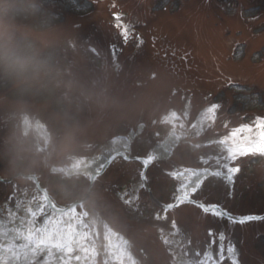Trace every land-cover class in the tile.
<instances>
[{
  "label": "rangeland",
  "instance_id": "1",
  "mask_svg": "<svg viewBox=\"0 0 264 264\" xmlns=\"http://www.w3.org/2000/svg\"><path fill=\"white\" fill-rule=\"evenodd\" d=\"M19 2L30 22L47 30L35 35V43L59 76L49 91L26 105L0 80V178L7 180H0V221L18 233L38 229L44 220L60 221L62 230L80 226L76 232L86 235L62 257L67 264H185L186 258L232 264L229 246L239 264H264L263 218L219 219L195 203L216 204L236 218L264 214V152L229 163L240 165L231 180L216 175L229 174L223 141L239 147L245 135L233 140L234 130L242 125L255 130L258 118L264 120V0ZM173 112L177 117L168 122ZM24 116L44 124L45 139L34 128L23 132ZM61 118L76 126L71 151L57 144ZM140 123L144 127L130 157H152L170 133L181 139L170 157L153 160L146 184L143 164L121 157L91 189L88 175L67 173L98 156L117 136L138 130ZM13 136L36 162L26 175L37 176L58 207L79 202L74 212L54 214L32 178H14L7 152ZM190 168L212 174L189 195L194 201L164 210L156 199L174 203L185 183L177 175ZM60 192L71 195L61 198ZM111 234L123 243L129 239L123 259L109 252ZM54 255L37 256L32 264L55 260Z\"/></svg>",
  "mask_w": 264,
  "mask_h": 264
},
{
  "label": "clouds",
  "instance_id": "2",
  "mask_svg": "<svg viewBox=\"0 0 264 264\" xmlns=\"http://www.w3.org/2000/svg\"><path fill=\"white\" fill-rule=\"evenodd\" d=\"M46 29L37 27L24 14L19 0H0V80L6 81L15 91L21 104L49 91L58 79L56 65L42 55L35 43V35ZM76 126L68 118L60 119L58 147L71 151L75 146ZM8 164L14 178L26 179V174L35 165L30 149L13 136L8 144ZM61 198L71 195L60 192Z\"/></svg>",
  "mask_w": 264,
  "mask_h": 264
},
{
  "label": "bare ground",
  "instance_id": "3",
  "mask_svg": "<svg viewBox=\"0 0 264 264\" xmlns=\"http://www.w3.org/2000/svg\"><path fill=\"white\" fill-rule=\"evenodd\" d=\"M175 118V115H172V120ZM143 128V124L141 123L139 126V129L141 130ZM260 131H262V128L259 127L258 129L252 130L250 133L249 132H243L241 134H244L245 136L252 135L251 139L257 140L258 142L259 138L261 137ZM138 133L135 130H131L127 136L125 137H120L118 136L117 138L113 139V142L111 146H105L104 150L102 153H100L98 156L92 157V158H87L86 160L81 161V163L74 165L72 168L69 169L68 173L69 174H79V173H85L88 176H90L93 173H98L100 171V168L104 166L106 163L105 160L108 159V157L113 153V152H118V151H125L126 153L129 152L128 149H130L131 144L134 138H136V135ZM177 135L174 133H171L166 139H164L163 142L157 145V147H154V151L152 152L153 159L155 158H165L170 155H172V151L175 146H177L180 143V138L176 137ZM240 144V143H239ZM151 162L153 161L152 159L150 160ZM211 173L207 170H192L188 173H184L181 175V178L185 180V183L179 187V193L181 194H190L193 192L194 189H198L200 184L203 182V180L207 177H209ZM229 174H221V177L227 178ZM233 178V173L231 174ZM228 179V178H227ZM229 180V179H228ZM56 213V212H55ZM46 221L45 220L42 223V226H45ZM31 223V221H30ZM32 224V223H31ZM10 225H5L3 222L0 221V239L3 240V247H0V261L4 264H32L38 257L37 256H46L48 255L46 252L41 253L35 257L28 255L25 256L23 253L20 254L19 259L15 258L13 256V253L11 250L8 249V247L15 248V244L17 243H27V241L23 240L18 236V232L15 230L12 231L11 228H9ZM25 228V227H24ZM69 228L68 225H66L63 230H67ZM22 229V228H20ZM80 229V226L77 227V230ZM29 230H24V235L26 236L28 234ZM111 241L113 240L112 237L110 239ZM175 240V238H173ZM124 239H122V242L119 241L118 243L121 245L123 244ZM114 244V243H113ZM120 245H117L118 247L116 248V244L112 246L113 253L117 255V260H119L120 256H122V252L124 251V247H121ZM182 245L181 241L179 240V247ZM7 246V248L5 247ZM5 247V248H4ZM19 251V250H18ZM179 250L176 249L175 252H178ZM54 256H56L54 259L50 262H45L44 264H50L51 262H56V264H67L69 262H64L61 260L62 257H67L68 254H61L53 251ZM52 254V255H53ZM10 259V260H9ZM199 261L198 263H200ZM194 260H190L186 258L185 264H198ZM205 263H207V259L205 260Z\"/></svg>",
  "mask_w": 264,
  "mask_h": 264
},
{
  "label": "snow or ice",
  "instance_id": "4",
  "mask_svg": "<svg viewBox=\"0 0 264 264\" xmlns=\"http://www.w3.org/2000/svg\"><path fill=\"white\" fill-rule=\"evenodd\" d=\"M121 36L123 39H127L128 32L126 29L121 31ZM258 121L259 122L257 124V127L264 128V120H260V118H258ZM245 131L250 133L252 129L248 125H242L240 128L234 130V132L232 133L233 140L239 139L240 134ZM223 145L227 148L228 153L227 156L224 157L226 161L225 168L229 173L227 178L231 180V174L238 172L240 170V165L233 168L229 167V163L236 161L237 157H245L248 155H255L264 152V131L261 132V142L259 143L251 139L250 136H245L243 140L240 141L239 147H228L225 140L223 141ZM216 175L218 177L221 176V172L217 171ZM197 190L198 189H194L193 193ZM199 207L204 213H212L215 215L221 214L216 207H209L203 204L199 205ZM32 215H35V213L33 212ZM253 219H256V217L246 216L242 218L241 223L244 220ZM60 223L61 222L57 220L46 221L45 226L43 227H40L38 229H29L26 236L23 232H19L18 236L27 241V243L22 244L19 251L12 249L11 251L13 253V256L19 259L21 253H23L25 256L31 255L35 257L45 252L49 256H51L53 254V251L70 255L73 252L74 244H78L76 238L80 237L82 240L83 236H85L86 234L77 233L71 226L67 230H62L60 227ZM220 238L223 239V236H221ZM84 251L87 252L88 249H84ZM228 253L230 258L233 259V264H236L235 249L229 246ZM76 259L79 260L80 257H76Z\"/></svg>",
  "mask_w": 264,
  "mask_h": 264
},
{
  "label": "water",
  "instance_id": "5",
  "mask_svg": "<svg viewBox=\"0 0 264 264\" xmlns=\"http://www.w3.org/2000/svg\"><path fill=\"white\" fill-rule=\"evenodd\" d=\"M47 197V196H46ZM48 198V197H47Z\"/></svg>",
  "mask_w": 264,
  "mask_h": 264
}]
</instances>
